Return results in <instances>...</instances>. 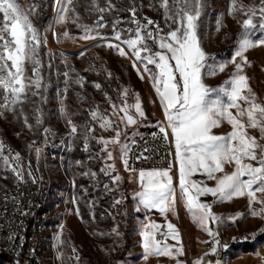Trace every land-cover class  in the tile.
Masks as SVG:
<instances>
[{
    "label": "snow or ice",
    "instance_id": "snow-or-ice-1",
    "mask_svg": "<svg viewBox=\"0 0 264 264\" xmlns=\"http://www.w3.org/2000/svg\"><path fill=\"white\" fill-rule=\"evenodd\" d=\"M75 5L76 0H54L55 19L42 33L32 22L33 16L40 15V4L32 3L24 8L17 0H0V110L15 111L17 105L22 104L28 96L41 95V90L46 88L41 74L40 48L47 45L45 34L53 31L54 25L71 21L82 30L80 39H97L99 33L93 35L92 27L77 23L80 17ZM114 7L111 0H108L107 7H100L96 0H91L89 5L91 10L101 14ZM159 8L163 9L164 20L170 29L168 32L165 33L156 21L147 17L146 24H142L136 19L137 8L132 7L129 11L135 28L120 29L116 26L119 21L114 22L113 38L119 43H108L107 47L115 49L121 57L129 56L121 45L131 50V57H134L133 67L141 79L147 74L148 79L152 81V88L159 98L166 118V124L158 126L160 138L166 144L170 139L174 141L178 185H174L171 162L167 168L139 169L136 176L140 190L135 196L139 198V204L146 209L158 210L164 215L167 229L162 231L163 226L154 221L145 222L141 226L139 235L142 238L143 259L147 261L153 256L168 257L174 259L175 264H184V261L179 259L185 254L180 231L167 220L169 213L176 215L178 201L183 202L192 221L212 237L213 253L220 243L217 238L219 233L209 227V224L218 223L221 217L215 214L212 205L203 202L201 197L211 195L216 201L225 202L247 196L250 214L264 219V103L258 100L249 86V77L244 74L245 66H251L246 53L264 46V38H252L257 28L264 30V0H259L258 5H244L242 0H230L229 15L235 17L239 12L246 18L239 22L242 31L230 61L234 65V72L218 89L204 82L205 75L215 76L217 72H224L227 67L225 63H209L212 58L201 44L199 28L205 10V0H159ZM103 19L101 15L96 21L97 28L105 27L101 23ZM222 26V21L218 20L217 31ZM124 32L130 34L128 38H123ZM63 36L74 38L67 31ZM148 41L159 50L153 51ZM84 55V52L78 53L80 57ZM137 62L143 65V71L137 67ZM28 64L31 65V75L26 68ZM108 75L111 77V73ZM64 76L68 77L69 72H65ZM85 79L83 76H77L75 82L83 87ZM94 86L96 89L101 88L98 83ZM212 93H223L227 97V103L219 98H210ZM128 95L129 90L123 89L120 105L108 98L112 110L111 117L106 111L101 112L98 108L90 110L91 120L98 123L100 129L111 130L114 135L108 138L96 137L93 135L95 127L87 125L83 133V146L87 151L89 142L95 140L102 146L101 152L105 154L106 161L115 160L109 146H117L125 170L137 172L129 164V154L134 142L130 145L123 142L121 137L126 139V129L146 119V113L139 94L135 95V102L132 104L127 102ZM41 98L44 99L42 96ZM4 111H0V116ZM59 111L69 126V136L75 137L78 126L71 119L63 102ZM225 122L230 125L231 131L223 135L215 134L213 130ZM25 123L27 124V119ZM41 123V118L37 116L36 124ZM28 127L31 128L32 125ZM250 130H257L259 136L251 135ZM44 131L47 133L50 130ZM31 147L32 145H29V148ZM3 149L4 144L0 142V158L11 168L17 179L22 180L23 175L19 170L20 154L16 153L13 157L16 162L13 166L9 157L2 155ZM148 151L149 149L145 148L136 159H149L150 157L144 155ZM35 152L39 157L41 150L36 148ZM226 166H232L233 170L227 172ZM100 171L109 176L113 183L118 184L121 181L119 175H113L116 172L114 163H105ZM28 175L35 183L36 178L31 171ZM82 175L95 177L96 172L89 170ZM197 175L215 181V186H209L204 180L194 179ZM105 188L107 189L108 185H105ZM258 193L261 196H258ZM75 202L74 198L73 203ZM120 203L122 200H116L113 206ZM254 203H259L261 208L253 209ZM76 212L79 215L78 208ZM242 215L236 213L229 219L234 222ZM112 232L119 235L118 226L114 227ZM169 239L176 244L169 245ZM57 240L59 241V236ZM193 264L205 262L203 258H198Z\"/></svg>",
    "mask_w": 264,
    "mask_h": 264
},
{
    "label": "rangeland",
    "instance_id": "rangeland-1",
    "mask_svg": "<svg viewBox=\"0 0 264 264\" xmlns=\"http://www.w3.org/2000/svg\"><path fill=\"white\" fill-rule=\"evenodd\" d=\"M17 2L24 8L29 6L24 0H17ZM133 2L132 7L137 8L136 19L142 24H146L145 17H147L156 21L165 33L170 30L164 20L163 9L159 8V0H133ZM242 2L244 5L259 4V0H242ZM229 5L230 0H205V10L200 20L199 35L202 47L212 58L209 63L227 64L224 72H217L215 76H204V82L217 89L224 85L234 72V65L230 61L242 31L239 22L246 18L239 12L235 14V17L229 15ZM131 8L116 11L117 16L113 18L111 24L103 19L101 21L105 25L103 28H97L96 21L101 15L104 17L107 12L112 14V11L102 14L95 11L98 18L91 24L77 22L92 27L93 35L99 33L94 40L80 39L83 32L76 24L74 28H71V21L54 25V30L45 34L47 45L40 48L41 74L46 88L41 90V95L36 96L35 102L29 104L27 109L23 104H19L15 111L0 110L4 111V114L0 116V131H5V125L11 121L12 128L17 131V134H21L22 131L25 133L24 136H17V139L11 140L0 133V139H5L16 147L30 145L45 129H49L54 136L56 156L43 160L41 155L37 157L36 152H33L26 168V175L32 184L50 186L43 264H175V260L168 257L153 256L147 261L143 259L142 238L139 235L141 226L145 222L154 221L166 228V220L158 210L146 209L139 204V198L135 196V193L140 190L136 180L138 171L125 170L117 146H109V149L113 151L114 161H106L105 154L101 152L102 146L95 140L89 142V150L85 151L83 146V133L87 125L95 127L93 135L96 137L108 138L114 135L111 130L100 129L98 123L91 120L89 112L98 108L101 112L106 111V114L111 117L112 110L108 98L120 105L122 103L120 95L125 88L129 90L127 98L129 104L134 103L135 95L139 94L146 119L141 120L137 125L129 126L126 129L127 138L121 137L123 142L130 144L134 135L166 124L159 98L152 88V81L148 79L147 74L144 79L140 78L136 68L133 67L134 57H131V50L121 45L129 53L128 57H121L115 49L107 47L108 43H119L113 38L114 22L119 21L116 26L120 29L135 28L129 11ZM54 19L53 8L46 26L43 28L36 26L34 16L32 22L43 33ZM218 20H221L223 24L219 31H217ZM65 31L74 38H65L63 36ZM129 35L128 32H124L123 38H128ZM252 38L254 40L264 38V30L257 28ZM148 43L153 51L159 50L151 41ZM80 52H84L85 55L78 56ZM246 56L251 66H245L244 74L249 77V86L258 100L264 103V46L249 50ZM172 63L174 64V61ZM29 65H26L28 71L31 70ZM137 67L143 71L142 64L137 62ZM65 72H69L68 77L64 76ZM108 73H111V77ZM77 76L86 78L83 87L75 82ZM66 80L67 83H65ZM96 83L101 85L100 89L95 88ZM210 98H219L227 103V97L223 93H212ZM62 102L71 119L78 126L75 137L69 136V126L59 111ZM20 113L24 126L17 122ZM37 116L42 120L39 125L36 124ZM213 131L215 134L223 135L231 131V127L225 122ZM250 134L259 136L257 130H250ZM80 142L82 146L77 152L76 146ZM105 163L115 164L116 172L113 175L121 177L118 184L113 183L109 176L100 171ZM89 170L96 172V176L82 175ZM232 170V166H226L227 172ZM29 171L36 178L35 183L28 175ZM171 174L174 177V185H178V173L174 163ZM195 178L204 180L209 186H215V181L207 180L206 177L197 175ZM14 180V173L0 158V189ZM105 185H108L107 189ZM257 195L261 196L259 193ZM74 198L75 203H73ZM116 200H122V203L113 206ZM201 200L211 204L213 212L221 217L218 223L210 222L209 224V227L219 233L217 237L219 246L215 253L211 251L212 237H209L192 221L183 202L178 201L176 215L169 213L167 220L173 223L181 234L185 254L179 259L184 261V264H193V261L198 258H203L205 264L259 263L262 253L260 244L264 243V219L250 214L248 197L218 202L208 195L201 197ZM77 208L79 215L76 212ZM83 208L88 218L83 216ZM252 208L259 210L261 205L254 203ZM236 213L243 215L233 222L229 218ZM117 226L119 235L112 232V229ZM224 238L230 242H224ZM167 243L176 244L171 239Z\"/></svg>",
    "mask_w": 264,
    "mask_h": 264
},
{
    "label": "built area",
    "instance_id": "built-area-1",
    "mask_svg": "<svg viewBox=\"0 0 264 264\" xmlns=\"http://www.w3.org/2000/svg\"><path fill=\"white\" fill-rule=\"evenodd\" d=\"M0 142L4 144L2 155L8 156L13 166L16 163L13 157L16 153L20 154L19 170L23 175L21 180L17 179L14 174L15 180L0 189V254L10 253V260L0 264H41V261L36 259L37 248L35 247L38 227H31V218H36V205L44 186L32 184L26 175V168L36 148L41 150L40 155L43 160L56 156L57 148L54 136L51 131L45 133L43 130L40 137L34 143L32 142L31 148L12 146L5 139H0ZM133 142L134 145L129 154L131 168L137 171L139 169L167 168L169 162L174 163L173 141L170 139L166 144L160 138L158 126L134 135L130 140V145ZM145 148H148L149 151L144 155L150 158L137 160L136 157ZM45 220L48 221V215ZM161 230L165 231L166 228L163 227ZM223 241L230 242L225 238ZM260 248L262 251L260 258L264 264V243L260 244Z\"/></svg>",
    "mask_w": 264,
    "mask_h": 264
},
{
    "label": "trees",
    "instance_id": "trees-1",
    "mask_svg": "<svg viewBox=\"0 0 264 264\" xmlns=\"http://www.w3.org/2000/svg\"><path fill=\"white\" fill-rule=\"evenodd\" d=\"M24 1L28 5H30L32 3H37V4L41 5L40 15L38 17L34 16L35 17V25L40 26V28H43L44 26H46L50 20V17H51L54 0H24ZM96 3L98 5H101L102 7H107L108 0H96ZM111 3L113 5H115L114 8L108 10V11H112V14L107 12L104 15V19L108 20L109 24H111V22L113 21V18L117 16L116 11H125V10H127V8H131L132 5L134 4L133 0H111ZM90 4H91V0H76L75 6H76L77 12L79 13V17H80L78 22L91 24L97 20L98 15L95 14L96 12L94 10H91L89 8ZM70 26H71V28H74L75 24L70 22ZM28 74L31 75L30 69L28 71ZM35 99H36V96H28V100H26L22 103L24 105V108L27 109L29 107V104H33L35 102ZM17 122L21 126H24L21 113L18 115ZM12 125H13V123L11 121H8V123L5 125V131L2 130V131H0V133L3 136H5L6 138H8L9 140L17 139L16 138L17 136H22V135L24 136L25 135L24 131H22L21 134H17V131L12 128ZM81 146H82V142L77 143V146H76L77 152L80 151L79 148H81ZM47 207H48V205H47ZM83 211H84L83 216L85 218H88V216L85 213L86 210L84 208H83ZM81 213H82V211H81Z\"/></svg>",
    "mask_w": 264,
    "mask_h": 264
},
{
    "label": "bare ground",
    "instance_id": "bare-ground-1",
    "mask_svg": "<svg viewBox=\"0 0 264 264\" xmlns=\"http://www.w3.org/2000/svg\"><path fill=\"white\" fill-rule=\"evenodd\" d=\"M30 145H32V143ZM24 148H29V145ZM49 196H50V186L45 185L44 188L42 189V193H40V197L36 205V218H31V227H38V235L35 240V247L37 248L36 259L41 261V264H43V252L45 246V228L47 223L45 217H47L48 214L47 205L49 201ZM9 260H10V253L0 254V263Z\"/></svg>",
    "mask_w": 264,
    "mask_h": 264
},
{
    "label": "crops",
    "instance_id": "crops-1",
    "mask_svg": "<svg viewBox=\"0 0 264 264\" xmlns=\"http://www.w3.org/2000/svg\"><path fill=\"white\" fill-rule=\"evenodd\" d=\"M173 145H174V141H173ZM174 167L176 168V171H177V173H178V165H177L175 159H174ZM193 178L196 179L195 177H193ZM229 263H230V262H229ZM257 264H262L261 258H260L259 263H257Z\"/></svg>",
    "mask_w": 264,
    "mask_h": 264
}]
</instances>
